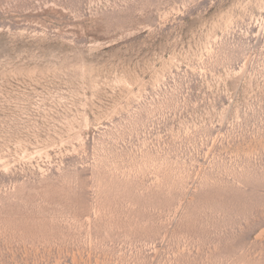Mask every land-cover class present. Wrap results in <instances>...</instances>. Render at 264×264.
I'll return each instance as SVG.
<instances>
[{"label": "rangeland", "instance_id": "obj_1", "mask_svg": "<svg viewBox=\"0 0 264 264\" xmlns=\"http://www.w3.org/2000/svg\"><path fill=\"white\" fill-rule=\"evenodd\" d=\"M0 264H264V0H0Z\"/></svg>", "mask_w": 264, "mask_h": 264}]
</instances>
